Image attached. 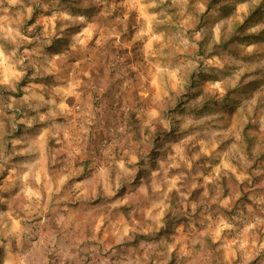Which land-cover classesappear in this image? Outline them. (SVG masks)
Instances as JSON below:
<instances>
[{"label": "clouds", "instance_id": "9594fccd", "mask_svg": "<svg viewBox=\"0 0 264 264\" xmlns=\"http://www.w3.org/2000/svg\"><path fill=\"white\" fill-rule=\"evenodd\" d=\"M101 2L93 0L96 4ZM20 3L21 0H0V12L5 14L0 16V21ZM36 3L42 10L40 14L49 12L48 4L40 0ZM140 3L141 0H122V5L131 7ZM149 6L157 5L153 0ZM240 6L248 7L247 3ZM116 7L115 0H111L105 15H110ZM32 11L28 8V19ZM71 19L68 12L57 10L49 18V26L57 20ZM76 20L84 27L71 37L73 53L84 50L81 35L94 36L97 32L86 14ZM221 26L217 24L213 29L217 39ZM21 27L22 23L8 30L13 33L11 40L4 37L12 45L10 50L0 43V89L7 94L6 104L5 97L0 96V116L5 108L20 112L18 123L25 125L27 137L25 141H11L14 149L27 144L15 154L42 159L49 139L62 144L68 141L70 150L68 166L62 160L57 161L63 171L54 179L50 180L36 164L24 171L12 170L9 181L13 186L19 182L16 199H23L16 209L0 213V264H212L213 260L220 264L216 253L221 250L228 253L229 264L236 257L242 264H251L264 252V242H258L253 235L254 230L264 228V218L256 215L257 211L264 213V195L249 197L257 206L249 212V217L243 216V209L234 211L219 202L213 208L198 199L200 187L207 189L209 184L224 177L231 179L233 175L242 184L249 177L232 168L223 170V176L203 177V185H198L195 180L203 173L194 172V181L185 187L183 173L191 171V163L201 155L210 157L222 142L218 137L223 135V128L211 127L216 122L214 117L181 116L175 104L171 105L174 110L168 112L161 97H133L130 80L119 75L99 86L80 81L69 87L68 81H50L52 89L57 91L45 100L42 87L36 92L35 85L21 86L35 64L34 53L29 50L21 53L20 48L40 40L35 35V26L29 27L27 34ZM180 42L189 43L186 38ZM96 44L100 45V39ZM253 51L254 46L249 45L247 52ZM97 52L103 55L99 47L93 55ZM61 59L56 52L48 54L49 64ZM191 67L195 69L197 65L193 63ZM44 75L55 77L56 73L45 69ZM235 86V83L216 82L209 95L223 97L226 87ZM18 90L23 92L19 101L12 95ZM93 91L97 93L99 107L88 99ZM181 91L177 89L178 96ZM34 93L38 96L35 103ZM29 112L35 115L30 116ZM11 119L16 128L15 115ZM205 124L209 126L202 131H188ZM259 128L264 132V115L259 118ZM3 129L0 121V133ZM229 144H225V150ZM185 146L193 149L191 162ZM162 149L167 150L163 153L166 158L173 161L170 168L177 170L176 178L167 181L166 189L161 185L151 186V181L160 174L156 165L161 162ZM153 152L157 154L155 158ZM82 157L87 158L88 167L72 170L71 163L81 161ZM7 159L0 152V160L7 162ZM241 196L237 190L232 200H240ZM142 201L149 204L143 213L136 210ZM244 207L248 206L244 204ZM233 220L242 222L243 227L237 229ZM234 232L238 235L229 240Z\"/></svg>", "mask_w": 264, "mask_h": 264}, {"label": "rangeland", "instance_id": "374dc122", "mask_svg": "<svg viewBox=\"0 0 264 264\" xmlns=\"http://www.w3.org/2000/svg\"><path fill=\"white\" fill-rule=\"evenodd\" d=\"M104 1L102 0V3ZM227 1L220 0L221 4H228ZM40 2L49 5L48 13L40 14L42 10L36 0H21L20 4L11 8L5 18L6 22L11 27L22 23L21 31L25 34L29 27L35 26V35L43 39L46 49L55 39L52 33H58L64 44L63 50L67 48L71 50V37L84 27L77 22L76 17L86 14L89 19L92 10L87 12L85 9L93 4V0H67V2L59 0L58 3L57 0H40ZM115 2L116 13L112 15V19L104 24L100 23L101 25L97 22V25L91 24L92 28L97 29L96 35L80 37L85 44L100 39V43L106 45L115 39L116 44L121 46L115 48L114 57L108 60L107 68L111 67L112 72L105 73L97 79V86L98 83L100 85L109 83L119 75L130 80L133 97L151 96L153 99L161 97L168 112L174 110L171 105L175 104L181 116L192 115L198 119L214 117L216 122L212 123L211 127L223 128V135L218 137L222 142L210 157L201 155L198 161L191 163V171L183 173L186 175L185 187L194 181V172L203 173L200 179L195 180L198 185H203V177L212 178L217 174L223 176V170L235 168L249 179L238 184L235 175L231 179L224 177L214 184H209L207 189L200 187L198 199L202 204H208L213 208L219 202L224 208L231 207L234 211L243 209V216L249 217V212L257 208L249 197L264 195V186H261V181H264V132L259 128V118L264 115V63L263 65L256 63L255 54L253 57H248L246 51L249 45L254 46V50H264V10L258 13L257 19L247 20L248 16L244 17V14L237 10L235 17L234 7L228 12L227 18H221V13H218V7L221 5L206 11L200 0H175V2L154 0L156 7L149 6L153 0H141L140 5L135 7L122 5V0ZM107 3L110 5L111 0H107ZM260 7L257 2L253 8ZM28 8L33 10L31 19L27 18ZM57 10L68 12L72 19L57 20L49 26V18ZM3 15L5 14L0 12V16ZM217 24L222 25L219 39L213 31ZM46 26H48L47 32ZM249 28L253 31L249 32ZM2 32L4 33V29ZM2 32L0 31V36ZM260 32H263L261 40L240 41V38L247 34L258 35ZM58 35L56 36L59 37ZM184 38L189 41L188 45L180 42ZM225 42L229 43L227 49L224 46ZM242 57L249 59L248 67L240 63ZM193 63L197 65L195 69L191 67ZM246 67L252 68V75L242 77V74L248 73L245 71ZM216 82H224L226 85L235 83L236 86L226 87V95L223 97H212L209 93ZM242 84L249 86L247 92L243 90ZM177 89H182L179 96ZM7 110L8 124L0 116V121L4 124L3 132L0 133L3 141L0 143V152H3L4 156L9 150L8 140L12 134H16L11 119L14 114L11 110ZM208 126L205 124L188 131H202ZM229 142V147L225 150V144ZM135 143L136 138L133 140V145ZM232 144L235 148L231 147ZM185 147L187 158L191 162L193 149ZM143 150L144 147L141 145L139 151ZM165 151L167 150L162 149L161 162L156 165L160 174L151 181L152 187L161 185L166 189L169 186L167 181L176 178L177 170L170 168L173 161L166 158L163 154ZM152 155L155 158L157 154L153 152ZM1 163L3 162L0 160ZM4 174L6 170L0 169V177ZM237 190L242 193L241 199L233 201L232 197ZM1 193L3 192L0 189ZM172 195L175 193L173 192ZM241 200L248 207H244ZM7 207H9L7 201L0 195V212ZM148 207V202L142 201L136 206V210L143 213ZM256 215L264 218V213L257 211ZM233 222L236 223L237 229L243 227L242 222L236 220ZM181 227L184 225L182 224ZM237 235L236 232L231 233L229 240ZM253 235L258 242H264V228L254 230ZM216 257L220 264H229L227 252L221 250L216 253ZM262 262H264V252H261L251 264H262ZM212 264H217V261L213 260ZM231 264H242V262L236 257L231 260Z\"/></svg>", "mask_w": 264, "mask_h": 264}, {"label": "crops", "instance_id": "0c3cea01", "mask_svg": "<svg viewBox=\"0 0 264 264\" xmlns=\"http://www.w3.org/2000/svg\"><path fill=\"white\" fill-rule=\"evenodd\" d=\"M200 1L202 2L203 7L206 8V11L212 10V8L208 9L209 4L212 0H200ZM219 2L220 0H218L217 6L221 5L220 7H218V10H219L218 13H221L222 15L221 18H227L229 16L228 12L232 9V7H234L233 12H234L235 17L237 15L235 14L237 10V12L244 14V17L248 16L247 19L251 16H252V19H257L259 17L258 13L261 12V10H264V0H230V1L228 0L227 3L230 6H228V4H225V3L221 4V2L219 4ZM257 2H259V5H261V7L254 9L253 7ZM243 3H247L248 5L247 9L240 6ZM222 6H227V10L221 11L220 8H222ZM237 7H239V10ZM114 12L115 11L111 12L112 15L114 14ZM260 14L262 15L263 13H260ZM0 24H2L3 29H4V33L2 32V30H0L2 32L0 36V43H4L6 49L10 50L12 45L10 43H7L4 40V37H7L8 40H11L13 33L8 30L11 28H15V27H11V25L6 22V19H4L3 21H0ZM92 24L97 25V23H92ZM93 29L97 30L96 27H93ZM84 45H87V44L84 43ZM26 50L32 51L34 53L33 61H34L35 66L29 69V75L25 78L26 84L23 85L22 87H28L29 85H35L37 86L36 92H39L40 88L42 87L44 91L41 94L44 96L45 100H47L49 96L53 95L54 91H57V90L52 89V86L49 83L50 81H53V80L68 81L69 87H71L73 83L80 82V81H82L85 85L89 84L87 81L85 82L83 78H80V75L86 74L88 72V69H86L85 66H82V63H83L82 60H79L78 62H75V63L64 64L58 61L56 64H49L48 62L49 52H48V49H46V45L44 44L43 39H40L39 41L34 42L31 45H25L20 48L21 53L25 52ZM260 52L261 51L254 50L253 52L248 53L246 51L248 57L249 56L253 57V55L255 54V57H257L256 63H260L263 65L264 54ZM59 55L61 57H64V54H59ZM240 60H241L240 61L241 64L247 67L249 66L250 61H248L249 60L248 58L244 59L242 57ZM25 63H28V61H25ZM247 67L245 71L248 73L242 74V77L249 75V74L252 75V72H251L253 71L252 68L249 69ZM45 69H49L50 71L56 73V76L53 77V76L44 75ZM241 73L243 72L241 71ZM32 76H35V79H32L31 78ZM94 85H97V83H95ZM99 85L100 84L98 83V86ZM65 91H67V89H65ZM94 93L96 92L94 91L91 92L90 95L88 96V99L94 101V96H93ZM22 95H23V92H22ZM33 96L34 98L32 102L35 103L38 101V96H36L35 93L33 94ZM20 98L17 100L19 101ZM22 110L23 109H21V111ZM42 111H46V109H42ZM13 114L16 117V128H15L16 134L15 133L12 134L10 139L7 142L9 145V150L7 154L5 155L8 158L7 162H5L4 160H1L3 163L0 164L3 166L2 168L6 170V174L0 177L1 179L0 189L3 192L0 195L1 197L3 196V199L7 201L9 207H7V209H2L0 213H7L9 212L10 208L16 209L23 199L22 197L19 200L16 199L17 194L20 192L19 182H17L13 186L9 181V176L13 169H16L18 172L24 171V170H27V168L32 167L33 164H36L37 167L51 180V179H54L56 175L60 174L63 171L61 165L57 163L58 160L64 161L65 166H68L67 152L70 150V143L68 141H65L62 144L55 139H49L47 141L45 157L42 159L39 156H35V155L25 156V155L15 154V152H18L21 148L26 147L27 144L22 143L20 145H17L16 148L14 149L11 141L17 140V139L21 141H25L27 137H25L24 135L25 125L22 123H18V121L21 119L20 112H15V113L13 112ZM28 115L34 116L35 113L29 112ZM17 129H19V131H17ZM1 142L3 141L0 138V143ZM85 151H87V149H85ZM87 162H88L87 158L82 157L81 161L71 163L70 167L72 170L79 169L82 167L86 168L88 167V165H86ZM75 178L76 177H73V179ZM71 182L72 181H69V183ZM65 199H67V197H65ZM14 200H15V203H13ZM20 214L23 215V213H20ZM76 214L78 215L79 213H76Z\"/></svg>", "mask_w": 264, "mask_h": 264}, {"label": "trees", "instance_id": "16d2710c", "mask_svg": "<svg viewBox=\"0 0 264 264\" xmlns=\"http://www.w3.org/2000/svg\"><path fill=\"white\" fill-rule=\"evenodd\" d=\"M65 2H67V0H65ZM218 3V0H212L209 4V8H214ZM221 11H226L227 10V6H222V8H220ZM87 12L92 10V13H90L89 16V21L92 23H101L104 24L106 22H108V20L112 19V13L110 15H105L106 12H108L109 9V4L107 3V0H105L103 3L101 2L100 4H96L93 3L91 5L88 6L87 9H85ZM116 12H114L115 14ZM113 14V15H114ZM252 16L249 17L247 20H251ZM91 23V24H92ZM100 24V25H101ZM57 29L59 30V26L57 27ZM53 35H55V39L53 40V42L47 46L48 52H56L57 54H64V57H62V59L60 60V63H75L78 62L79 60H82V66H85L86 69H88V72L86 74H82L80 75V78L86 79L87 82L90 84H95L97 82V79H100V77L104 76L105 73H111L112 69L111 67L107 68L108 66V60L111 59L112 57H114V52H115V48H121V46H119L118 44H116L115 39L111 40V43L109 44H103V42L100 43V45L96 44V41H92L90 43H88L87 45H84V50L82 52H77V53H73L72 50L70 49H64V44L62 43V40L60 38V36L58 35V33L55 34V32L52 33ZM263 32H260L258 35L257 34H247L246 36H243L242 38H240V41H251L254 42V40H261V36H262ZM56 35H58L59 37H57ZM262 44V42L260 41V45ZM224 46L227 49V46H229L228 42L224 43ZM100 48V52L103 53V55H100L99 52H97L95 55H93V52L97 49ZM262 49V48H261ZM261 51V50H260ZM260 53L264 54V50L261 51ZM240 55V53H239ZM243 55V54H242ZM241 56V55H240ZM244 58V57H243ZM91 78V80L89 79ZM26 82L23 81L22 85H25ZM243 90L245 92H247V84L243 85ZM12 95H14L16 97V99H19L22 96V92L21 91H17L16 93H12ZM0 96H4V103L6 104L7 102V94L0 89ZM94 103L96 104L97 107H99V100H97V94L94 93ZM8 110L7 108L4 109V115H2V119L4 121H6V124L9 123L8 119ZM88 165V162L87 164Z\"/></svg>", "mask_w": 264, "mask_h": 264}]
</instances>
